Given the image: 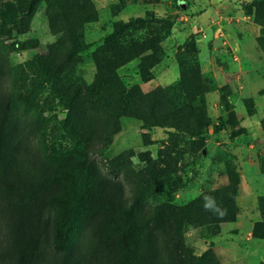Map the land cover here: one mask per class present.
<instances>
[{"label": "rangeland", "instance_id": "obj_1", "mask_svg": "<svg viewBox=\"0 0 264 264\" xmlns=\"http://www.w3.org/2000/svg\"><path fill=\"white\" fill-rule=\"evenodd\" d=\"M20 1L0 0L1 15ZM91 1L97 19L79 38L53 29L42 1L24 50L0 48V264H197L210 251L221 264H264V1ZM149 18L173 24L147 66L153 79L138 58L118 70L129 110L90 102L79 90L94 84V53L115 23ZM18 65L51 97V156V129L13 93ZM205 196L226 213L205 211ZM61 202L68 241L57 247Z\"/></svg>", "mask_w": 264, "mask_h": 264}, {"label": "trees", "instance_id": "obj_2", "mask_svg": "<svg viewBox=\"0 0 264 264\" xmlns=\"http://www.w3.org/2000/svg\"><path fill=\"white\" fill-rule=\"evenodd\" d=\"M42 1L47 3L48 19L51 27L64 32V35L66 34L72 39L79 38L83 26L97 19L96 10L91 0H21L17 13L12 17L7 18L5 15H1L0 10V48L6 54L20 53L24 50L19 36L29 29L30 23ZM263 1L258 2V5H261ZM157 25L161 29H154ZM172 28L173 24L165 19L149 18L131 20L127 23L116 22L113 34L94 53V62L98 69L94 84L91 86L87 85L79 91L89 98L92 103H96L98 99H106L119 106L120 109L129 110L134 103V91L124 86L118 76V70L141 58V78L146 82L151 81L153 75L147 66L151 63L153 68L161 62L157 54L160 53V45L166 36L164 33L171 31ZM138 32H146L145 38L142 40L134 38ZM40 84L37 79H25L23 65H18L14 69V95L22 103L32 105L46 129H51L49 137H45L43 140L46 152L51 156L57 152L56 142L59 139L60 128L58 125L53 126L54 117L51 115L53 112L51 97L40 99L39 95L35 93ZM73 89L78 90L74 81L71 88L67 89V91L70 90L71 96L69 99L71 102L75 98ZM162 101L166 107H172L170 98H162ZM60 204L61 207L56 224L55 245L64 247L68 241V216L66 205L62 202ZM177 255L179 260H181L186 255L185 248L182 247V250ZM195 262L197 264H221L212 251L195 260Z\"/></svg>", "mask_w": 264, "mask_h": 264}, {"label": "clouds", "instance_id": "obj_3", "mask_svg": "<svg viewBox=\"0 0 264 264\" xmlns=\"http://www.w3.org/2000/svg\"><path fill=\"white\" fill-rule=\"evenodd\" d=\"M205 211H211L214 214H224L226 213V209H223L217 202L215 197H204V205Z\"/></svg>", "mask_w": 264, "mask_h": 264}]
</instances>
